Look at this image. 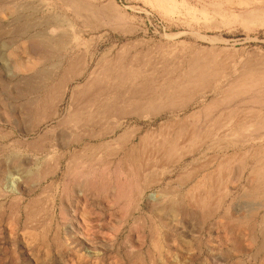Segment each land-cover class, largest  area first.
Here are the masks:
<instances>
[{"label": "rangeland", "instance_id": "obj_1", "mask_svg": "<svg viewBox=\"0 0 264 264\" xmlns=\"http://www.w3.org/2000/svg\"><path fill=\"white\" fill-rule=\"evenodd\" d=\"M0 264H264V0H0Z\"/></svg>", "mask_w": 264, "mask_h": 264}, {"label": "bare ground", "instance_id": "obj_2", "mask_svg": "<svg viewBox=\"0 0 264 264\" xmlns=\"http://www.w3.org/2000/svg\"><path fill=\"white\" fill-rule=\"evenodd\" d=\"M161 3H162V2H161ZM170 11H171V10H170ZM75 12H76V13H79L78 7H76V6H75ZM52 34H53L54 36H57V35H58V34L55 35V31H52ZM96 70H97V69H96ZM251 171H252V170H251ZM254 171H255V170H254ZM254 171H253V172H254ZM14 186H15V179H12V178H11V179L9 180L8 187H9V188H13Z\"/></svg>", "mask_w": 264, "mask_h": 264}]
</instances>
